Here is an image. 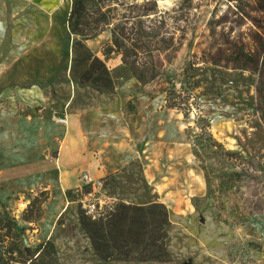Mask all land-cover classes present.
<instances>
[{"label": "rangeland", "instance_id": "374dc122", "mask_svg": "<svg viewBox=\"0 0 264 264\" xmlns=\"http://www.w3.org/2000/svg\"><path fill=\"white\" fill-rule=\"evenodd\" d=\"M72 1L0 0V70L25 53L20 62L56 67L48 81L7 88L0 94V109L11 108L16 114L80 113L90 135L102 133L112 142L103 150L94 148L105 157L102 165L109 164L111 148L127 155L128 162L90 183L95 197L85 205L80 198L86 193L83 175L89 174L81 171L80 193L68 195L65 189L61 210L46 223L43 207L55 191L45 185L9 191L11 187L0 185V205L26 226L25 243L34 247L50 239L54 244L55 255L45 251L31 264H264V0H106L110 23L84 43L104 61L112 81L109 88L79 80L87 68L83 64L73 73L75 36H69L67 28ZM144 11L149 14L139 16ZM115 24L144 31L147 39L139 49V62L149 64L147 52L159 50L162 71L171 78L164 86L175 82L179 88L187 62H196L199 69L193 67L187 75H192L191 84L199 81L192 90L198 108L192 105L187 116L167 108L159 83L138 81L120 54L104 53ZM248 54L251 59L245 65L236 63ZM199 114L209 118L210 133L220 145L208 146L204 135L199 137ZM162 131L166 140L187 142L188 162L195 166L190 180L196 185L189 183L176 158L150 157L151 151L163 150H147L149 144L137 150L136 139H161ZM150 176L156 178L155 185L148 182ZM41 191L48 202L41 205V217L23 221L28 202ZM96 198L104 202L100 210ZM120 203H162L168 224L147 226L150 232L144 239L153 242L148 248L133 245L126 255L115 250L109 259H101L79 216L94 220L92 213L106 215ZM43 230L48 237L41 240ZM163 250L162 260H141Z\"/></svg>", "mask_w": 264, "mask_h": 264}, {"label": "trees", "instance_id": "16d2710c", "mask_svg": "<svg viewBox=\"0 0 264 264\" xmlns=\"http://www.w3.org/2000/svg\"><path fill=\"white\" fill-rule=\"evenodd\" d=\"M105 1L73 0L67 17V28L69 36H75L71 45L73 73L76 74L79 66L83 64L87 68L78 74L79 80H90L98 87L109 88L112 81L104 61L92 54L84 43L85 40L96 36L104 26L110 23V7ZM148 14L149 12L144 11L139 16ZM140 30V27L139 30H128L123 24H115L111 27L110 41L106 44L104 53L106 55L111 52L120 54L122 62L128 64L133 76L138 81L142 83L156 81L159 83L158 90L165 93V106L182 110L187 116L192 105L198 108V100L192 95V90L198 86L199 81L191 84L189 79L192 78V75H187L188 70L193 69L196 62H187L182 72L179 88L176 87L175 82H171L169 87L164 86V83L170 82L171 78L162 71L163 61L159 50L155 49L147 52L149 53L147 55L150 61L149 64L139 62V49L145 47L143 43L147 39L144 31L141 32ZM247 56L249 57L237 60L236 63L245 65L244 61L251 59L249 54ZM190 98H193L192 102L189 101ZM195 123L200 130L199 137L204 135L203 142L208 146L220 145L210 133V120L208 117L199 114ZM71 189L73 188L67 190L68 195L73 191H75V195L80 193V189ZM89 190L90 183H87L83 186V191L88 192ZM43 193L41 191L40 194L34 195L30 199L21 216L23 221L32 222L41 217V205L46 200ZM155 208H158V213H155ZM155 214H157V218H155ZM79 219L95 254L106 260L112 256L115 250L126 255L131 252L133 245L142 244L143 250L153 245L149 237L146 240L144 239V236L150 232H148L147 226L151 225V222H156L155 227L158 228L167 226L168 210L162 203H152L147 207L120 203L113 212L99 215L94 220L84 215H80ZM136 225H139L138 228L142 230L138 231ZM25 232L26 226L20 224L3 205H0V264H31L32 262H38L45 251L55 255V247L50 239L41 241L36 246L31 247L24 241ZM140 235H142V238H139ZM120 238L122 239L119 240ZM164 255L163 250L158 255H152L150 258L144 257L141 260H162Z\"/></svg>", "mask_w": 264, "mask_h": 264}, {"label": "crops", "instance_id": "0c3cea01", "mask_svg": "<svg viewBox=\"0 0 264 264\" xmlns=\"http://www.w3.org/2000/svg\"><path fill=\"white\" fill-rule=\"evenodd\" d=\"M24 55L0 70V94L12 86L45 82L53 77L56 67L50 68L46 64H39L38 67L32 66L33 63L28 61L20 62ZM62 116L66 118L65 123H59L53 118ZM96 133L90 135L80 113L46 111L16 114L15 110L2 107L0 185L11 187L9 191L18 188L34 190L41 185L46 186L44 189L55 191V195L50 192V197L47 198L49 203L44 202L48 203L47 207H43L47 217V220H44L46 223L53 217L54 211L61 210V196L64 190L81 186L82 182L78 176L81 171H87L90 175L87 182L94 183L101 176L116 170L117 166L127 164V155H119L115 148H111L106 157L109 164L104 165L103 162L102 165L105 157L101 156L99 151L105 149L106 142H112L102 133ZM161 135L163 136L161 139L149 141L136 139L137 150L148 144L147 150L157 148L163 150L162 154L151 151L150 157L156 160L167 155L176 158L189 183L196 185L190 180L192 179L190 173L194 174L195 166L188 162L187 142L166 140L163 131ZM94 148L99 151H95ZM180 148L183 150L180 151ZM140 155L138 153V156ZM175 164L173 161L171 168H174ZM154 181L156 178L150 176L148 182L155 185ZM47 237L46 230L41 231V240Z\"/></svg>", "mask_w": 264, "mask_h": 264}, {"label": "built area", "instance_id": "2783aa9c", "mask_svg": "<svg viewBox=\"0 0 264 264\" xmlns=\"http://www.w3.org/2000/svg\"><path fill=\"white\" fill-rule=\"evenodd\" d=\"M53 118H54V120H56L59 123H65L66 122V118L64 116H62V117H53ZM83 179L87 181L88 180V176L86 174H84L83 175ZM93 188H94V185H92V189L90 191L81 194L80 201L83 203V205H85V201L87 199H89L90 197H93L94 196V193L95 192H94V189ZM103 205H104V202H102V200H99V198H96L95 206L97 207V210L102 209ZM100 213L101 212H96V214L95 213H92L91 214V217L92 218H95Z\"/></svg>", "mask_w": 264, "mask_h": 264}]
</instances>
